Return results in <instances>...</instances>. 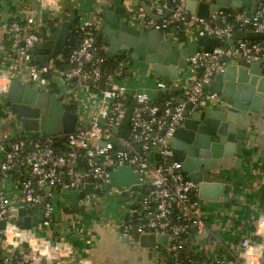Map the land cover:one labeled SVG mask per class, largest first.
I'll return each mask as SVG.
<instances>
[{
    "label": "built area",
    "instance_id": "1",
    "mask_svg": "<svg viewBox=\"0 0 264 264\" xmlns=\"http://www.w3.org/2000/svg\"><path fill=\"white\" fill-rule=\"evenodd\" d=\"M37 1L41 9H49L50 19L58 26L61 12L65 11V7L60 6V0ZM144 1L156 16L167 11L165 0ZM134 2L135 0L126 1L127 22L139 30L154 29L172 35L175 29L183 26L187 37L192 40L210 35L231 39L236 33L246 32L263 35L261 40H239L233 45L223 42L211 52H197L188 59L186 69L191 80L183 100L184 103L191 104L192 111L215 104L219 100L218 95L205 91L203 85L222 74L227 66L260 63L264 67V6L252 18H246L244 13L236 14L233 22H227L229 16L224 11H219L216 13L220 19L217 22L212 18L205 20L190 16L184 0H171L170 15L157 22L148 18L141 8H136ZM78 21L77 46L68 55L59 54L43 65L37 64L30 52L41 41V21L30 17L25 21L13 20L4 26L5 37L0 49V78L6 79L7 86L0 87V100H3L10 81H24L40 92L50 93L64 107L82 102L85 112L80 110V115L76 116L79 123L86 121L87 125L77 127L74 133L66 136L67 148L63 153L54 151L53 138L23 137L6 152L0 163V171H28V177L21 182L20 202L39 208L42 225L48 227L52 222L54 189L80 190L87 183L100 188L98 179L102 183L107 182L109 173L116 167H129L136 173L138 184L127 190L129 194L139 197L140 210L133 223L122 222L117 227L125 241L147 233L166 235L167 246H157L154 249H165L170 257V264H233L227 257L186 260V254L183 253L191 242L190 230L194 228L197 234H202L205 229L203 204L198 198L197 188L182 172L180 165L173 162L169 144L174 131L184 119V104L179 105L170 97L161 106H157L144 93H129L124 83L123 69L119 67L113 72H107L104 68L106 57L99 54L96 45V35L103 24L100 15L92 18L78 16ZM59 63L63 65L59 67ZM101 81L103 87L100 86ZM171 84L173 83L157 82L156 89L164 92L174 87ZM128 99L134 104L131 133L124 140L117 138L112 128L122 125L128 109ZM112 137L113 143L109 142ZM114 144L123 150L119 151ZM135 145L140 146L141 154L137 153ZM156 155L158 159H154ZM81 156L86 161L87 169L76 172L73 166ZM147 180L149 190L142 193L140 188ZM10 204L4 197H0V222L7 221L6 212L11 209ZM175 210L181 214L180 221H174L172 217ZM26 233L28 232L21 234ZM21 234L15 237L0 231V264H40L42 257L47 263L62 264L58 246L50 247L56 256L48 258L34 249L28 255L25 252L23 254L15 247L10 248L7 241L2 239L4 236L12 241L11 237L18 239ZM13 246L16 244L13 243ZM239 248L240 258L244 259L248 255L249 241L243 239ZM244 264L264 263H249L246 258Z\"/></svg>",
    "mask_w": 264,
    "mask_h": 264
},
{
    "label": "water",
    "instance_id": "2",
    "mask_svg": "<svg viewBox=\"0 0 264 264\" xmlns=\"http://www.w3.org/2000/svg\"><path fill=\"white\" fill-rule=\"evenodd\" d=\"M11 1L0 0V4ZM98 1L103 2L100 6V17L104 24L101 37L108 46L107 53L110 57L114 58L118 52H126L131 60L141 61L149 66L156 77L171 81L179 79L180 71L187 68L188 59L197 52H211L223 42L233 45L239 40L263 39L262 34L246 32L236 33L231 39L210 35L187 43L172 42V38H165L161 31L139 30L130 26L125 18L127 0ZM138 1L145 15L154 21L160 22L171 13V0H165L167 11L161 16L154 15L144 0ZM184 1L190 16L205 20L211 19L212 13L241 9L245 11L246 18H252L262 8L260 4L264 3V0ZM66 8L70 21L60 23L46 39L45 34H40L41 41L30 50L34 61L39 65L55 59L65 49L71 32V22L76 23L77 31L79 29L78 17L68 0ZM214 20L218 22L220 19L215 16ZM40 48L42 51H38ZM203 89L218 95L219 100L215 104L192 111L191 104L178 99L177 104H184V119L169 141L173 162L180 165L182 172L197 188L202 204L218 202L225 196L226 179L219 170L233 157L237 158L236 168L240 169L245 142L247 139L253 140V136L247 137L248 121H253L252 117L264 120V67L260 63L250 66L229 65L222 74L204 84ZM6 90L3 100H0V111L7 116L4 121L5 118L2 119L0 114V127H12L17 122L26 133H39L50 138L75 132L78 123L76 114L61 105L50 93L40 92L17 79L10 81ZM131 117L132 108H128L122 125L112 128L113 134L120 133L122 139H128L131 133ZM109 142H114L113 137ZM114 145L119 151L123 150L122 147ZM135 150L141 154L139 145H135ZM155 158L158 159V155ZM97 182L101 183L100 188L93 183H87L80 190L63 188L61 195L77 209L82 197L98 196L101 191L107 193L113 188L129 189L138 184V177L131 168L122 166L109 173L107 182L102 183L101 179ZM236 198L239 200V196ZM6 217L7 221L0 222V231L15 237L38 228L43 222L38 215H27L26 209L20 204L17 209L7 210ZM2 239L7 241L10 248L13 246L10 239H5L4 236ZM137 243L144 249L166 247L168 237L147 233L140 235ZM26 244L25 242L23 246L27 247ZM40 264L55 263H47L42 257Z\"/></svg>",
    "mask_w": 264,
    "mask_h": 264
},
{
    "label": "crops",
    "instance_id": "3",
    "mask_svg": "<svg viewBox=\"0 0 264 264\" xmlns=\"http://www.w3.org/2000/svg\"><path fill=\"white\" fill-rule=\"evenodd\" d=\"M68 2L79 18L98 17L100 6L103 3L98 0H68ZM260 5L264 6V3ZM60 6L65 7V11L63 10L60 15V23L70 21L66 0H60ZM134 6L142 9L138 0H135ZM236 13L243 14L245 11L236 10ZM216 15L212 13V19ZM30 17L41 21L39 34H45V39L51 36L57 28L56 22L50 19L49 9H41L37 0H12L0 4V49L5 37L4 26L13 20L25 21ZM125 18L127 21V16ZM75 26L76 23L71 22L70 35L73 34L76 37L75 44H78V32ZM103 27L104 24L96 35V45L106 58L115 62V69L119 67L123 69L124 83L129 93H144L152 103L157 102L162 95L172 97L175 101L184 99V92L191 80L187 69L180 71L177 81H171L156 77L149 66L141 61L131 60L126 52H118L114 58L110 57L107 53L108 46L103 43L101 37ZM180 27L183 29V40H179L175 34ZM180 27L175 29L172 35L162 32L163 36L171 37L172 42H190L192 39L187 37L184 27ZM98 35H100L99 38ZM41 49L38 51H42ZM63 53L64 50L61 54ZM161 81L173 83L171 85L174 87L164 92L158 91L156 84ZM22 83L27 85L24 81ZM5 86H7L6 79L0 78V87ZM127 103H129L128 108L133 107L134 103L131 99H128ZM66 108L71 109V112L78 116L80 110L85 112L82 102H75ZM0 114L2 119L7 116L3 111H0ZM252 119L253 121H248L247 137L253 136V140L247 139L245 142L243 162L239 164L240 169L236 168L237 158L233 157L229 158L226 165L219 170L225 176L227 193L218 202L203 203L202 213L205 218L203 233L197 234L195 230L192 231L194 228L190 230L189 240L191 242L188 248L191 255L199 260L227 257L233 264H244L246 258L249 263H264V120L260 117H252ZM86 125V121L77 123V127ZM27 136L43 137L39 133L24 132L17 122L12 127L2 125L0 127V163L12 144ZM116 137L122 138L120 133L116 134ZM53 140L54 151L58 153L66 151L65 135L60 134L53 137ZM73 169L76 172H83L87 169L86 161L82 156L76 161ZM27 177V170L10 173L0 171V197H4L11 203V209H17L20 204L26 209L27 215H38L42 218L39 208L20 202L21 182ZM63 179L65 181L66 177L64 176ZM148 182L147 180L140 188L142 193L149 190ZM134 187L136 186L131 188ZM138 198V196L129 194L127 189L113 188L107 193L101 191L98 196L82 197L79 207L75 209L64 199L61 191L58 193L54 189L50 226L44 227L41 224L38 228L21 234L18 239L11 237L13 243L16 244L12 247L28 255L33 249H37V246L48 247L50 245L47 248V253L50 255L47 257L51 258L56 254L50 247L58 246L62 264H170V257L167 256L165 249L159 251L158 249L140 248L137 239L125 241L117 228L122 222L131 223L136 218L140 210ZM71 209L76 212H72ZM24 237H26L25 240ZM243 239L249 241L248 255L244 259L240 258L239 248ZM25 242L27 247L23 246ZM38 250L40 255L46 256L44 255L45 250L42 251L40 247Z\"/></svg>",
    "mask_w": 264,
    "mask_h": 264
},
{
    "label": "trees",
    "instance_id": "4",
    "mask_svg": "<svg viewBox=\"0 0 264 264\" xmlns=\"http://www.w3.org/2000/svg\"><path fill=\"white\" fill-rule=\"evenodd\" d=\"M224 12L229 16L227 18V22H233L235 20L234 18L236 16V14H238V13H236V10H227V11H224ZM182 30H183L182 27H180V30H178V32L175 33L177 35V37H178L179 40H183L182 37L184 36V34H183V31ZM73 36H74L73 34L69 36V41L67 42V45H66V47L64 49V53H63L64 56L68 55V53L73 48H75L77 46V44H75L76 43V37L75 36L73 37ZM77 37H78V40H79V35ZM99 54L102 55V56H104V54H103V52H101V50H99ZM62 65H63V63H59L58 64L59 67L62 66ZM104 68H105V70L107 72H111V71L113 72L115 70V62H113V60L110 59V58H106L105 67ZM103 81L100 82V86L101 87H103ZM159 98L160 99H158L157 102H154L153 105L161 106V104L165 100H167L169 98V96L162 95ZM128 104L129 103H127V106H128ZM69 110L72 111L71 109H69ZM39 137L43 138L42 136H39ZM56 190H57L58 193H60L61 188L58 187V188H56ZM71 211L72 212H76V210H74V209H71ZM172 217H173L174 221H180L182 219L180 212L177 211V210L174 211ZM134 221H135V219L132 220L131 223H133ZM134 238L135 239H138V236L136 235V236H134ZM183 253L186 254V260L187 259H193L194 261H198L199 260V259L195 258L193 255H191V252H190L189 248L185 249L183 251Z\"/></svg>",
    "mask_w": 264,
    "mask_h": 264
},
{
    "label": "bare ground",
    "instance_id": "5",
    "mask_svg": "<svg viewBox=\"0 0 264 264\" xmlns=\"http://www.w3.org/2000/svg\"><path fill=\"white\" fill-rule=\"evenodd\" d=\"M39 247H40V249H41L42 251H44V250L46 251V253H45L44 255H46V256H49V255H50V254L47 253V248H48V247H46V246H43V247H42V246H37V249H35V250H38ZM45 247H46V248H45Z\"/></svg>",
    "mask_w": 264,
    "mask_h": 264
}]
</instances>
